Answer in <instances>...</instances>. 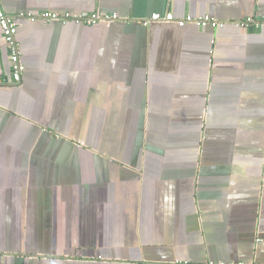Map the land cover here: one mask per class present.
I'll use <instances>...</instances> for the list:
<instances>
[{
  "label": "crops",
  "instance_id": "0c3cea01",
  "mask_svg": "<svg viewBox=\"0 0 264 264\" xmlns=\"http://www.w3.org/2000/svg\"><path fill=\"white\" fill-rule=\"evenodd\" d=\"M1 4L0 264H264V0Z\"/></svg>",
  "mask_w": 264,
  "mask_h": 264
},
{
  "label": "built area",
  "instance_id": "2783aa9c",
  "mask_svg": "<svg viewBox=\"0 0 264 264\" xmlns=\"http://www.w3.org/2000/svg\"><path fill=\"white\" fill-rule=\"evenodd\" d=\"M34 18H43L47 21L56 20L62 23L66 21H75L82 22L87 24H93L98 21H111L117 19L115 14L112 15H104L101 16L98 13H91L90 15H80V14H71L69 12H55V11H45L37 14L36 16H32L31 19ZM173 22L176 23L179 27H183L188 23H193L198 27H204L206 25H210L213 28L222 27L224 22L219 21L213 17L208 15L200 16V17H192L190 15H186L182 18L176 19L172 13L167 12L164 15H160L159 13H153L149 18L142 19L140 22L142 25L147 26L151 22ZM236 25L241 27H250L255 26L258 27L261 24H264V17L254 18L253 16H248L240 21L235 22ZM0 27L3 33L4 40L7 45L8 55L11 62V82L17 84L21 81L22 74L24 71V65L21 60V53L19 49V44L16 39L17 32V19L9 15L3 9L0 0ZM7 83L6 79H0V83ZM218 264H262V263H243V262H229V263H218Z\"/></svg>",
  "mask_w": 264,
  "mask_h": 264
}]
</instances>
